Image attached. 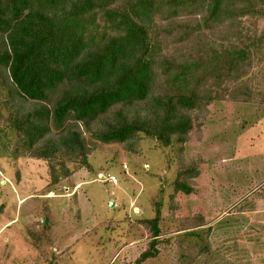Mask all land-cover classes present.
Masks as SVG:
<instances>
[{"label": "trees", "instance_id": "trees-1", "mask_svg": "<svg viewBox=\"0 0 264 264\" xmlns=\"http://www.w3.org/2000/svg\"><path fill=\"white\" fill-rule=\"evenodd\" d=\"M259 21L264 0H0V131L15 133V155L47 162L50 184L67 163L89 169L97 141L135 150L143 135L181 151L221 91L264 103ZM192 191L175 179L174 192ZM160 221L157 203L150 248Z\"/></svg>", "mask_w": 264, "mask_h": 264}, {"label": "rangeland", "instance_id": "rangeland-1", "mask_svg": "<svg viewBox=\"0 0 264 264\" xmlns=\"http://www.w3.org/2000/svg\"><path fill=\"white\" fill-rule=\"evenodd\" d=\"M221 93L181 151L143 135L135 150L97 141L89 169L67 163L55 184L45 160L15 155V133L0 131V264H125L146 249L157 252L141 264H264V103ZM177 178L192 193L174 192ZM157 203L150 248L143 221Z\"/></svg>", "mask_w": 264, "mask_h": 264}, {"label": "built area", "instance_id": "built-area-1", "mask_svg": "<svg viewBox=\"0 0 264 264\" xmlns=\"http://www.w3.org/2000/svg\"><path fill=\"white\" fill-rule=\"evenodd\" d=\"M99 175H100V178L102 180H107V181H110V182H113V183L116 181V178L114 176H111V175L104 176L102 174H99Z\"/></svg>", "mask_w": 264, "mask_h": 264}]
</instances>
